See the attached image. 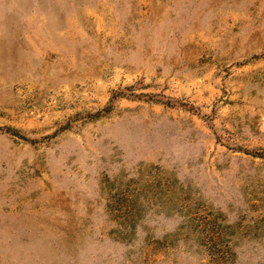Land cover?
<instances>
[{"label": "rangeland", "instance_id": "374dc122", "mask_svg": "<svg viewBox=\"0 0 264 264\" xmlns=\"http://www.w3.org/2000/svg\"><path fill=\"white\" fill-rule=\"evenodd\" d=\"M0 264H264V0H0Z\"/></svg>", "mask_w": 264, "mask_h": 264}]
</instances>
